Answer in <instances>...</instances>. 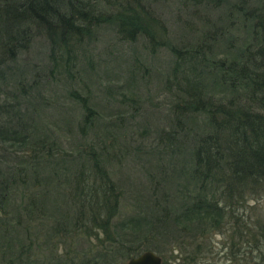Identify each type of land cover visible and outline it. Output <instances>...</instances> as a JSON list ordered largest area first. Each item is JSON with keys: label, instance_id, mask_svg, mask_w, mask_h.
Segmentation results:
<instances>
[{"label": "trees", "instance_id": "1", "mask_svg": "<svg viewBox=\"0 0 264 264\" xmlns=\"http://www.w3.org/2000/svg\"><path fill=\"white\" fill-rule=\"evenodd\" d=\"M205 1L220 6L218 0L199 4ZM228 1L214 23L205 21L194 37L187 35L192 40L174 44L164 19L146 0H0V70L41 34L50 46V64L71 78L86 47L104 28L115 30L122 41L146 39L151 52L169 48L180 94L171 107L170 129L163 130L164 143L170 154L180 150L188 155L178 172V196H171L165 185L163 194L164 188L154 183L152 210L127 221L118 220L121 191L107 174L106 160L92 155L88 175L82 168L73 177L67 205L73 214L57 215L50 233L51 239H61L77 231L90 248L59 254L57 244L42 262L31 253L29 240L2 252L0 264H123L146 249L158 252L161 264H208L212 235L219 232L230 264H264V220L245 207L249 199H264V0ZM75 99L82 108L80 126L94 128L99 117L92 113V99ZM7 132L9 140L18 139L34 151L19 158L37 157L36 173L50 156L42 154L45 142L15 129ZM9 185L0 177V194Z\"/></svg>", "mask_w": 264, "mask_h": 264}, {"label": "rangeland", "instance_id": "2", "mask_svg": "<svg viewBox=\"0 0 264 264\" xmlns=\"http://www.w3.org/2000/svg\"><path fill=\"white\" fill-rule=\"evenodd\" d=\"M146 2L164 19L171 42L179 44L192 40L187 35L194 37L205 21L214 23L229 1L218 0V7L206 1L201 5L200 0ZM146 42L143 38L122 41L115 30L104 28L98 40L86 47L71 78L50 64V46L41 34L0 70V177L10 183L0 194V261L2 252L17 249L19 242L27 245L29 240L31 253L42 262L50 259L57 244L59 254L66 249L80 253L90 248V242L77 231L61 239L55 235L51 239L50 233L57 215L73 214L67 206L73 177L82 168L88 175L92 155L104 157L107 174L121 191L118 220L127 221L152 210L157 190L154 183L164 188L162 192L165 185L171 196H178L182 187L178 172L187 165L188 155L180 150L170 154L163 130L171 126L169 117L180 94L179 81L171 75L169 48L158 46L156 53L151 52ZM75 94L92 99V113L99 117L94 128L80 126L82 108ZM13 129L45 142L42 154L49 152L50 156L36 166V173L32 165L37 157L25 162L19 158L34 151L3 133ZM17 137L24 138L18 133ZM177 147L174 144L172 148ZM17 168L23 173L21 178ZM250 206L252 213L264 220V199H249L245 207ZM212 239L214 248L206 255L207 263L230 264L223 257L225 237L219 232ZM127 262L125 258L123 264Z\"/></svg>", "mask_w": 264, "mask_h": 264}, {"label": "water", "instance_id": "3", "mask_svg": "<svg viewBox=\"0 0 264 264\" xmlns=\"http://www.w3.org/2000/svg\"><path fill=\"white\" fill-rule=\"evenodd\" d=\"M127 264H161L163 260L159 253L153 250H145L136 256L130 257Z\"/></svg>", "mask_w": 264, "mask_h": 264}]
</instances>
